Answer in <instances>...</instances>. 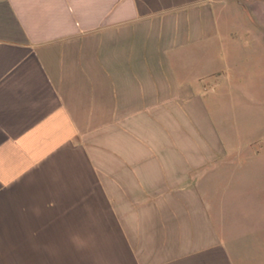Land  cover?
<instances>
[{"label": "crops", "instance_id": "0c3cea01", "mask_svg": "<svg viewBox=\"0 0 264 264\" xmlns=\"http://www.w3.org/2000/svg\"><path fill=\"white\" fill-rule=\"evenodd\" d=\"M228 7L0 0V264H244L208 197L216 95L264 28Z\"/></svg>", "mask_w": 264, "mask_h": 264}, {"label": "rangeland", "instance_id": "374dc122", "mask_svg": "<svg viewBox=\"0 0 264 264\" xmlns=\"http://www.w3.org/2000/svg\"><path fill=\"white\" fill-rule=\"evenodd\" d=\"M242 3L243 12L225 10L226 23L264 28V0ZM239 45L236 41L225 48L230 84L219 89V113L214 111L220 121L218 150L231 151L234 158L220 160L229 165L220 166L219 190L208 191V197L218 203L214 209L221 235L240 261L264 264V47ZM208 85L207 91L212 88Z\"/></svg>", "mask_w": 264, "mask_h": 264}]
</instances>
